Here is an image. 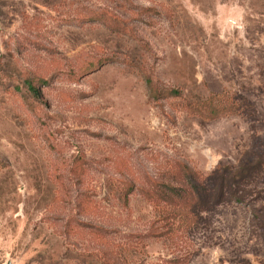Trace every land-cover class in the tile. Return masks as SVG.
I'll return each instance as SVG.
<instances>
[{"label":"rangeland","instance_id":"1","mask_svg":"<svg viewBox=\"0 0 264 264\" xmlns=\"http://www.w3.org/2000/svg\"><path fill=\"white\" fill-rule=\"evenodd\" d=\"M0 264H264V0H0Z\"/></svg>","mask_w":264,"mask_h":264},{"label":"trees","instance_id":"2","mask_svg":"<svg viewBox=\"0 0 264 264\" xmlns=\"http://www.w3.org/2000/svg\"><path fill=\"white\" fill-rule=\"evenodd\" d=\"M150 82L147 81V87H150ZM26 87L32 95L37 98L39 96L38 90L32 85L30 81H27ZM150 91V90H149ZM172 98H180L181 94L178 90H170L166 94ZM238 110L237 107L233 105H221L220 102L214 103V100L210 98L206 99V102H203L200 106H197L193 109L194 113L201 117L204 120H214L223 116L233 115ZM222 169L225 168H217L213 175L219 177V189L220 195H223V187L228 186L231 181L232 174L228 172L226 174V178L221 174ZM227 172V171H226ZM133 184L130 190H127L123 193V199L126 202L127 197L133 192ZM199 184L193 180V176L191 174H185L184 182H178L175 185L165 186L164 190L161 192L163 198L166 201L171 202L170 209L166 213V217L172 219L173 221L182 222L188 219H191L192 216L195 215L194 208L196 205L193 202V198L200 194L198 192ZM205 192V190H204ZM194 196V197H193ZM190 205V206H189ZM197 208V207H196Z\"/></svg>","mask_w":264,"mask_h":264}]
</instances>
